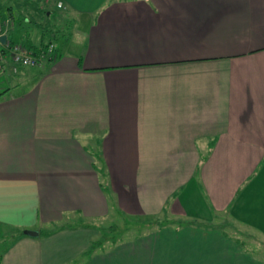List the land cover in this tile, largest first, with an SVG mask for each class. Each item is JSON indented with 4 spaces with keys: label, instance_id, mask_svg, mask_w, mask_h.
I'll return each instance as SVG.
<instances>
[{
    "label": "crops",
    "instance_id": "crops-1",
    "mask_svg": "<svg viewBox=\"0 0 264 264\" xmlns=\"http://www.w3.org/2000/svg\"><path fill=\"white\" fill-rule=\"evenodd\" d=\"M51 8L75 20L61 49L30 13ZM21 10L0 13L6 43L55 56L14 71L0 54V225L15 234L0 264H264L214 222L264 235V0ZM115 213L144 231L88 253Z\"/></svg>",
    "mask_w": 264,
    "mask_h": 264
},
{
    "label": "rangeland",
    "instance_id": "rangeland-1",
    "mask_svg": "<svg viewBox=\"0 0 264 264\" xmlns=\"http://www.w3.org/2000/svg\"><path fill=\"white\" fill-rule=\"evenodd\" d=\"M22 1L26 2V4H24V2ZM32 1L35 2L36 0H0V13H8L5 10L7 9V7L11 6L13 9H15L14 13L16 14L17 7L23 10V6H29ZM34 5L35 7L41 6L40 2L38 4L34 3ZM49 10L51 11L49 15H45L41 11L30 13H32V17L34 18V20H36L37 17L43 18V20H40L42 21V25H44L43 27L53 28V30L57 32L56 41L61 49L64 41V36L69 35L74 29L72 25L75 23V20H73L72 16L68 17L67 19V17L65 16L68 11L64 10L63 8H51ZM62 14L65 16H61ZM58 17H61L60 19H62L63 21L61 22L63 24L60 26L58 25V23H56V19ZM1 24H3V22ZM21 34L23 35V32ZM21 34H19V32L17 31V34H15V40H21L22 36H19ZM31 37L33 39V36ZM94 157L97 159L96 163L100 165L99 156L94 154ZM141 221L143 220L125 219L123 214L115 213L114 215H112V217L104 221H96V225L93 229V231H95L94 237L95 239H98L100 241L104 240L103 243H110L112 239H117L118 241L131 239L144 231L145 224ZM155 221V224L152 225L154 228L158 227L160 222H158L157 220ZM162 222H160L161 226L166 224ZM214 222H216L217 224L215 227L221 228L223 231H227L229 236L234 241L240 240L243 244V248H248L247 250L251 252L256 258L264 260L263 234L257 232V230L254 229L256 231L255 232L253 228L247 226L245 227V225L238 224L237 226H235L233 222H229L228 220H226V216L223 214H221L220 217L215 218ZM13 235H15L14 232H12L8 226L0 225V256L5 252V250L9 247V244L13 241Z\"/></svg>",
    "mask_w": 264,
    "mask_h": 264
},
{
    "label": "built area",
    "instance_id": "built-area-1",
    "mask_svg": "<svg viewBox=\"0 0 264 264\" xmlns=\"http://www.w3.org/2000/svg\"><path fill=\"white\" fill-rule=\"evenodd\" d=\"M58 6H62V2H58ZM3 24L0 23V35L3 34ZM2 47H7L11 51V60L14 63L13 70L16 71L18 66H40L54 55V45L49 44V46L44 49L33 50L26 46V44L21 42L16 43H2L0 40V54ZM2 56L0 55V61Z\"/></svg>",
    "mask_w": 264,
    "mask_h": 264
},
{
    "label": "trees",
    "instance_id": "trees-1",
    "mask_svg": "<svg viewBox=\"0 0 264 264\" xmlns=\"http://www.w3.org/2000/svg\"><path fill=\"white\" fill-rule=\"evenodd\" d=\"M43 14H46V11H43ZM25 44L31 46V48L33 47V50H34V51L37 50V49H35V48H36L35 45L30 44L29 42H27V43H25ZM3 50L5 51L6 48L3 47V48H2V51H3ZM23 233H24L23 231L19 232V234H23ZM116 240H117V239H114L113 241L116 242ZM103 241H104V240H101V241H100V240H96V241H94V242L92 243L91 247L89 248L88 253H90L91 251H93L98 245L103 244ZM237 241H238V240H237Z\"/></svg>",
    "mask_w": 264,
    "mask_h": 264
},
{
    "label": "water",
    "instance_id": "water-1",
    "mask_svg": "<svg viewBox=\"0 0 264 264\" xmlns=\"http://www.w3.org/2000/svg\"><path fill=\"white\" fill-rule=\"evenodd\" d=\"M6 39H7V35L6 34H1L0 35V40H1L2 43H5L6 42ZM24 233L27 234V235H30V236H36V235H38V231H36V230H29V229L24 230Z\"/></svg>",
    "mask_w": 264,
    "mask_h": 264
}]
</instances>
